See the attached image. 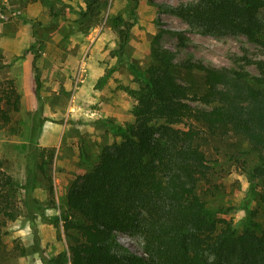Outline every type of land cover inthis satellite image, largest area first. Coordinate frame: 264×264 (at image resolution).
I'll return each mask as SVG.
<instances>
[{"label": "rangeland", "instance_id": "rangeland-1", "mask_svg": "<svg viewBox=\"0 0 264 264\" xmlns=\"http://www.w3.org/2000/svg\"><path fill=\"white\" fill-rule=\"evenodd\" d=\"M190 1L0 0V110L9 117L0 115V177L13 182L0 208V264H49L61 253L70 264L58 216L69 189L121 141L112 126L133 123V92L153 63L152 49L173 54V73L191 91L202 90L201 78L182 68L185 61L258 76L252 64L234 59H264V47L241 34L192 29L160 7ZM9 90L19 96L17 111L4 98ZM222 139L208 151L213 193L205 199L228 209L222 217L240 228L255 154L244 138ZM116 237L142 254L139 237Z\"/></svg>", "mask_w": 264, "mask_h": 264}, {"label": "trees", "instance_id": "trees-1", "mask_svg": "<svg viewBox=\"0 0 264 264\" xmlns=\"http://www.w3.org/2000/svg\"><path fill=\"white\" fill-rule=\"evenodd\" d=\"M160 7L192 29L241 34L264 47V0ZM152 54L153 63L133 92V123L112 126L121 141L104 149L69 189L58 216L69 240L70 264H264V59H234L252 64L258 76L185 61L182 68L201 78L202 90L191 91L173 73V54L160 47ZM32 72L37 91L34 65ZM4 98L18 110L14 90ZM0 115L9 119L6 111ZM230 135L244 138L255 154L240 228L222 217L228 209L205 199L213 193L210 144ZM12 185L10 177H0L2 209ZM118 234L139 237L142 254L121 244ZM64 258L61 253L49 264H63Z\"/></svg>", "mask_w": 264, "mask_h": 264}, {"label": "crops", "instance_id": "crops-1", "mask_svg": "<svg viewBox=\"0 0 264 264\" xmlns=\"http://www.w3.org/2000/svg\"><path fill=\"white\" fill-rule=\"evenodd\" d=\"M30 61V60H29ZM25 64V63H24ZM30 64V63H29ZM24 68V70H25V67H23ZM26 70H28L27 68H26ZM28 72V75H30V69L27 71Z\"/></svg>", "mask_w": 264, "mask_h": 264}, {"label": "built area", "instance_id": "built-area-1", "mask_svg": "<svg viewBox=\"0 0 264 264\" xmlns=\"http://www.w3.org/2000/svg\"><path fill=\"white\" fill-rule=\"evenodd\" d=\"M0 18H3V16H2V15H0Z\"/></svg>", "mask_w": 264, "mask_h": 264}]
</instances>
